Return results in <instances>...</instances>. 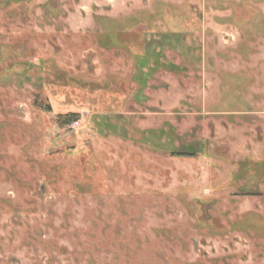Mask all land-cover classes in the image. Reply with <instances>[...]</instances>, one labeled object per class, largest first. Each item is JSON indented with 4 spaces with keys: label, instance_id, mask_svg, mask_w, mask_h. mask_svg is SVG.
Masks as SVG:
<instances>
[{
    "label": "rangeland",
    "instance_id": "obj_1",
    "mask_svg": "<svg viewBox=\"0 0 264 264\" xmlns=\"http://www.w3.org/2000/svg\"><path fill=\"white\" fill-rule=\"evenodd\" d=\"M0 264H264V0H0Z\"/></svg>",
    "mask_w": 264,
    "mask_h": 264
},
{
    "label": "trees",
    "instance_id": "obj_2",
    "mask_svg": "<svg viewBox=\"0 0 264 264\" xmlns=\"http://www.w3.org/2000/svg\"><path fill=\"white\" fill-rule=\"evenodd\" d=\"M77 115L75 114H65V115H59L57 122L59 125H68L69 123H75L77 120Z\"/></svg>",
    "mask_w": 264,
    "mask_h": 264
}]
</instances>
